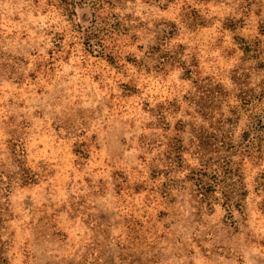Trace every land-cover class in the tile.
Returning a JSON list of instances; mask_svg holds the SVG:
<instances>
[{"label":"rangeland","instance_id":"374dc122","mask_svg":"<svg viewBox=\"0 0 264 264\" xmlns=\"http://www.w3.org/2000/svg\"><path fill=\"white\" fill-rule=\"evenodd\" d=\"M0 264H264V0H0Z\"/></svg>","mask_w":264,"mask_h":264},{"label":"trees","instance_id":"16d2710c","mask_svg":"<svg viewBox=\"0 0 264 264\" xmlns=\"http://www.w3.org/2000/svg\"><path fill=\"white\" fill-rule=\"evenodd\" d=\"M225 208H226V211H231V207L230 206H225ZM232 215L230 214V217H231Z\"/></svg>","mask_w":264,"mask_h":264}]
</instances>
